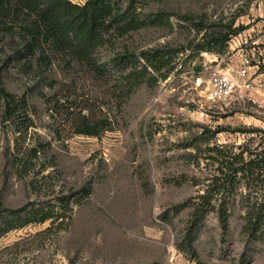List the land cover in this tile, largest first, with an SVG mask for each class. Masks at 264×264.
<instances>
[{
  "label": "rangeland",
  "instance_id": "rangeland-1",
  "mask_svg": "<svg viewBox=\"0 0 264 264\" xmlns=\"http://www.w3.org/2000/svg\"><path fill=\"white\" fill-rule=\"evenodd\" d=\"M142 12H164L168 21L111 36L99 58L183 51L165 79L127 97L69 58L50 65L38 54L16 60L22 38L0 33V86L25 95L30 118L3 120L0 98V264H264V240H249L238 214L224 232L212 211L195 223L190 205L217 165L207 158L208 146L236 147L249 138L255 146L264 138L260 95L256 102L245 90L211 98L214 74L234 73L240 63L238 34L264 20V0L151 1ZM232 17L244 28L226 50L198 53L194 44L204 30ZM80 109L92 121L106 120L107 129L76 133L69 116ZM83 187L90 193L76 203ZM66 195L72 211L63 221L58 198ZM46 211L53 217L35 221ZM17 214L33 221L1 233Z\"/></svg>",
  "mask_w": 264,
  "mask_h": 264
},
{
  "label": "trees",
  "instance_id": "trees-1",
  "mask_svg": "<svg viewBox=\"0 0 264 264\" xmlns=\"http://www.w3.org/2000/svg\"><path fill=\"white\" fill-rule=\"evenodd\" d=\"M151 1L162 0H85L83 3L72 0H0V33L17 32L22 38L21 47L14 54L16 60H32L38 54L37 59L50 65L55 60L69 58L83 65L95 77L112 83L127 97L143 83L165 79L173 70L172 58L183 51V48L167 50L162 47L117 54L106 60L98 57V49L111 36L168 21L164 12H142ZM243 28L242 24L234 26V17L217 30L208 31L202 25L197 26V32H204L194 48L198 53L203 50L222 53L230 37ZM0 98L3 120L15 122L22 115L23 119L30 121L25 112L28 107L25 95L17 96L0 86ZM55 103H59V99H55ZM69 117L74 121L76 133L97 136L107 129L106 120L92 121L81 109L78 116ZM216 132L217 129L212 131ZM250 142L252 138L236 147L215 142L208 146L211 154L207 158L217 165L208 174L204 191L196 195L190 205L195 223L212 211L217 214L222 230L228 232L230 218L238 214L241 231L249 240L263 241L264 138L261 136L255 146ZM235 148L239 150L235 151ZM31 151L37 157L39 147L34 146ZM81 192L82 195L75 198L76 203L90 193V188L83 187ZM58 199L62 207L59 215L66 221L72 211L70 195ZM52 215L50 211L43 212L35 221L44 222ZM17 217L18 222L5 227L1 233L33 221L30 218L21 220L19 214Z\"/></svg>",
  "mask_w": 264,
  "mask_h": 264
},
{
  "label": "built area",
  "instance_id": "built-area-1",
  "mask_svg": "<svg viewBox=\"0 0 264 264\" xmlns=\"http://www.w3.org/2000/svg\"><path fill=\"white\" fill-rule=\"evenodd\" d=\"M238 46L241 50L240 63L231 72H218L214 74L211 82V98L220 100L231 96L240 90L249 91L252 94V101L256 102L257 95L261 96V103L264 106V82L256 81L255 74L260 69L256 59V49L251 44L249 34H238ZM237 38V36H235ZM253 43V42H252Z\"/></svg>",
  "mask_w": 264,
  "mask_h": 264
},
{
  "label": "crops",
  "instance_id": "crops-1",
  "mask_svg": "<svg viewBox=\"0 0 264 264\" xmlns=\"http://www.w3.org/2000/svg\"><path fill=\"white\" fill-rule=\"evenodd\" d=\"M252 33L248 32L251 38V44L256 49V59L255 62H258L260 69L255 74V80L259 81L262 80L264 82V20L257 22L255 25L252 26ZM253 42V43H252ZM240 53L241 50L238 49L236 52L237 61L240 62ZM239 65V64H238ZM237 65V66H238Z\"/></svg>",
  "mask_w": 264,
  "mask_h": 264
}]
</instances>
